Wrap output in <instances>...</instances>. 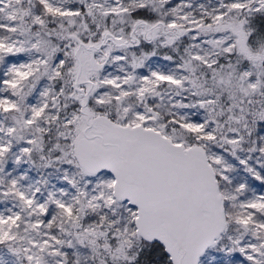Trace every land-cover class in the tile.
Returning a JSON list of instances; mask_svg holds the SVG:
<instances>
[{"label":"snow or ice","instance_id":"snow-or-ice-1","mask_svg":"<svg viewBox=\"0 0 264 264\" xmlns=\"http://www.w3.org/2000/svg\"><path fill=\"white\" fill-rule=\"evenodd\" d=\"M0 264H264V0H0Z\"/></svg>","mask_w":264,"mask_h":264}]
</instances>
